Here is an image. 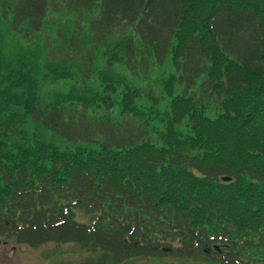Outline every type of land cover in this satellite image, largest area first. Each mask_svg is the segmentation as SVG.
<instances>
[{"label":"trees","instance_id":"1","mask_svg":"<svg viewBox=\"0 0 264 264\" xmlns=\"http://www.w3.org/2000/svg\"><path fill=\"white\" fill-rule=\"evenodd\" d=\"M58 1L0 0V237L264 264V0Z\"/></svg>","mask_w":264,"mask_h":264},{"label":"rangeland","instance_id":"2","mask_svg":"<svg viewBox=\"0 0 264 264\" xmlns=\"http://www.w3.org/2000/svg\"><path fill=\"white\" fill-rule=\"evenodd\" d=\"M58 1V0H57ZM98 10V8H97ZM65 7L59 4L56 12L51 11L46 17L47 31L45 32L47 36L46 49L48 54H52L57 57L59 63L67 62L68 60H80L82 56L68 53L67 50L61 48L62 50L56 51V45H54V35L53 31L50 33V29L53 25L62 29L69 25L70 17L74 21L81 17L79 14H65ZM50 16L51 18H49ZM83 19H87L85 13L82 14ZM83 21V31L87 30V23ZM54 22L57 25H54ZM62 27H61V26ZM99 49L95 51L94 61L87 60V63L91 64L92 68V79L93 83L99 81V72L102 69L101 66L106 65L108 62L104 58H100L97 54ZM45 58H39L41 67H43ZM116 71L122 75H128V70L124 63L116 64ZM177 68L172 59V53L168 56L165 61L156 68L153 73L152 78L157 79L155 81L156 89L160 92V82L171 73H176ZM122 88H119L121 91ZM52 93V92H50ZM81 219L87 221V217L81 214ZM5 239L0 237V264H95L97 259H100L97 254L91 253L86 250L85 247L80 246L75 242L59 243V242H47L38 247H30L28 245H19L15 241L8 240L4 242ZM175 244V242H174ZM102 255V254H101ZM103 259L100 264H105L109 257L102 255ZM183 259L175 257L171 252L161 255L155 264H180ZM144 262V261H143ZM123 264H143L137 258L129 259V262H124Z\"/></svg>","mask_w":264,"mask_h":264},{"label":"water","instance_id":"3","mask_svg":"<svg viewBox=\"0 0 264 264\" xmlns=\"http://www.w3.org/2000/svg\"><path fill=\"white\" fill-rule=\"evenodd\" d=\"M225 180H230V177H224Z\"/></svg>","mask_w":264,"mask_h":264}]
</instances>
